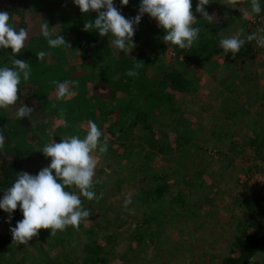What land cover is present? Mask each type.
<instances>
[{"label": "rangeland", "instance_id": "1", "mask_svg": "<svg viewBox=\"0 0 264 264\" xmlns=\"http://www.w3.org/2000/svg\"><path fill=\"white\" fill-rule=\"evenodd\" d=\"M197 3L192 0L197 19L193 27L204 28L195 11ZM205 8L209 15L219 17L221 39L240 29L246 38L264 28L262 19L252 13L250 0H239L235 8L229 0H211ZM147 18L157 24L148 14ZM41 19L32 21L29 30L36 47H29L30 43L20 56L28 58L30 69L45 70L51 76L25 81L20 75V82L34 83L38 93L57 98L56 92L48 95L55 85L54 68L74 65L72 73L88 77L109 58L97 54L81 59L75 45L51 48L41 34ZM59 20L62 17L56 16L50 21V29H56L54 36L60 30ZM40 51L47 53L42 61L37 58ZM240 52L246 55L239 56ZM240 52L235 58L231 53L223 55L219 45L212 48L207 60L180 56L177 67L188 81V90L165 108L156 107L152 100L150 105L143 94L132 90L131 112L119 120L109 118L113 132L99 128L101 143L105 136L109 138L106 153H92L97 160L92 190L100 198L89 201L80 196L81 207L90 210V217L78 229L69 226L55 237L50 236V229H41L27 246L11 241L9 249L0 252V264H84L87 244L98 245L106 254L104 264H221L254 219V207L264 196V48L253 40ZM85 83L81 79L71 84L74 95L68 101L57 100L56 106L68 111L66 105L76 103L75 95L84 97ZM22 97L4 110L7 118L17 121L15 114L23 103L34 109L28 129L38 154L30 159L25 172L36 175L33 169L50 164V158L40 152L46 143L53 139L59 143L72 135L82 139L88 125L84 116L67 120L64 115L61 119V111L43 118V106L28 92ZM146 105L151 110L146 118L151 127L130 128L124 150L117 139L122 132L113 124L120 121L126 127L133 114L144 111ZM86 106L93 104L87 101ZM170 107L178 112L171 113ZM78 113L74 111V115ZM151 138L161 142L164 153L145 156L139 150L147 148ZM74 192L79 195L78 189ZM126 198L132 201L127 210ZM248 264H264V253L255 254Z\"/></svg>", "mask_w": 264, "mask_h": 264}, {"label": "trees", "instance_id": "2", "mask_svg": "<svg viewBox=\"0 0 264 264\" xmlns=\"http://www.w3.org/2000/svg\"><path fill=\"white\" fill-rule=\"evenodd\" d=\"M139 3L140 0H129L128 5L121 6L120 0H114V4L125 18H133L138 14ZM259 3L261 12L258 16L264 22V0H259ZM0 11L10 14L9 25L11 27L17 31L19 28L27 29L28 38L25 41V46L20 50V53L16 54L15 58L26 62L28 66H31L28 58L22 56L23 59H21L20 55L33 40L29 33L32 28L31 22L35 20L37 23L42 16L41 24L46 22L49 27L53 17H62V21L59 20L61 26L58 35L63 36L66 43L72 47L76 46L81 59L97 54L109 58L107 64L93 69L88 77L85 73H72L70 68H73L74 65H61L57 67L58 69L54 68L52 75L56 90L58 84L66 80L70 82V86L81 79H86L87 91L84 97L79 98L80 94H77L75 95L78 97L76 103H67L66 105L69 108L64 112L67 120H75L79 116H84L86 121L92 120L98 128L104 127L110 132H113V129L109 118L115 117L119 120L131 112L129 97L132 90L143 94L149 100L150 105L152 100L159 108H165V105L171 103L174 97L184 95L188 90V81L183 71L177 67V61L178 64L182 62L178 60L179 57L194 56L196 59L207 60L212 48L219 47L221 40L219 17L214 16L212 21L200 17L205 26L200 28L198 39L191 48L181 50L176 45L163 42L162 38L165 35L163 29L158 27L155 22L150 21L145 14L139 25L134 26L133 42L135 47L126 55L112 45L110 36L101 37L94 29L92 31L83 30L85 22L94 21L97 18V13L90 10L89 13L82 14L79 7L74 4V0H0ZM33 42L34 44L31 43L29 47H36L35 39ZM61 47L63 48V46ZM245 55L246 52L239 53V56L244 57ZM12 58L11 49H0V67H13ZM137 64L140 65L139 68H136ZM30 70V76L36 78L51 76L49 72L44 73L45 70ZM129 70H135L138 74L129 76L127 75ZM26 88L29 91H26ZM36 88L37 85L34 83L20 82L18 99L23 98L24 91L30 93L34 102L43 106L41 113L43 118L63 111L56 106L59 99L43 96L42 93L36 91ZM72 92L74 93V91ZM70 97L66 96L64 99L68 101ZM87 101H90L93 106L87 107ZM149 108L150 106L146 105L144 111L137 110L126 127H123L120 121V127L116 122L113 124L114 129L122 132L117 139L124 150L128 148L130 128L150 129L151 125L146 120L151 111ZM170 109L171 113L178 112L174 107H170ZM75 110L79 112L77 115H74ZM11 119L7 118V112L4 109H0V133H3L6 138L4 147L0 149V199L3 198L5 191L12 187L17 173L25 172L30 159L38 154V149L34 145L35 139L28 129L30 123L28 117L17 121ZM148 141L150 143L147 148L143 146L139 149L144 152L145 156L165 152L161 142H155L153 138ZM40 170L42 168H35L31 172L37 175ZM65 190L74 191L75 189L66 188ZM253 214H255L254 219L248 223L243 234L236 241V247L232 248L230 253L222 259L221 264H248L255 254L264 253V196L254 207ZM8 219V213L0 209V252L9 249L12 241L10 228L15 227L17 221L23 219L19 205L13 212L10 223L7 222ZM87 245L84 264H104V261H107L106 254L100 250L98 245Z\"/></svg>", "mask_w": 264, "mask_h": 264}, {"label": "clouds", "instance_id": "3", "mask_svg": "<svg viewBox=\"0 0 264 264\" xmlns=\"http://www.w3.org/2000/svg\"><path fill=\"white\" fill-rule=\"evenodd\" d=\"M210 2L211 0H198L195 8L196 13L207 21H212L214 17L209 15L205 8ZM128 3L129 0H120L121 6H126ZM74 4L79 7L82 14L89 13L90 10L97 13L94 21L85 22L84 31L94 29L101 37L110 36L112 45L126 55L135 47L134 26L139 25L145 14L155 19L158 27L163 29L165 33L163 42L176 45L181 50L191 48L201 31L200 28L193 27L197 19L193 15L192 0H140L138 14L133 18H125L114 4V0H74ZM229 5L235 8L239 5V0H229ZM250 6L252 13L260 14L259 0H250ZM9 19L8 12L0 11V49H11L13 57L11 60L13 67H0V109H8L16 104L20 74H23L25 81L31 75L28 64L15 58L25 46L28 31L25 28H19L17 31L9 25ZM40 28L41 34L47 38L51 48L63 46L70 49L71 45L66 43L63 36H54L55 27L50 29L48 23H44ZM242 36L243 29H240L233 36L221 39L220 48L223 49V55L231 53L235 58L241 48L253 40L256 41L257 46L264 48V28L248 34L246 38ZM46 55L47 53L40 51L37 58L42 61ZM139 66L137 64L136 68ZM137 74L135 70H129L127 73L129 76ZM69 83L66 80L58 84L57 99L74 95L69 90ZM33 111V108L23 103L15 115L17 119H23L29 117ZM59 115L63 119L65 114L61 111ZM87 125V133L82 139L78 135H72L59 143L54 139L46 143L40 152L46 158H50V164L37 175L27 172L17 173L12 187L5 191L3 198L0 199V209L8 213L7 222H11L12 214L18 205L23 216L15 227L10 228L12 244L29 245L41 229H50V236L55 237L58 232L65 231L69 226L78 229L81 221L90 217V210L81 207L80 196L89 201L100 198L92 190L97 167V160L93 158L92 153L95 150L101 154L106 153L109 138L105 136L101 143L102 132L97 124L89 120ZM64 126H68L66 121ZM5 139L4 134L0 133V149L4 147ZM66 188L78 189L79 195L74 191H66ZM131 202L130 198L125 199L126 210Z\"/></svg>", "mask_w": 264, "mask_h": 264}, {"label": "crops", "instance_id": "4", "mask_svg": "<svg viewBox=\"0 0 264 264\" xmlns=\"http://www.w3.org/2000/svg\"><path fill=\"white\" fill-rule=\"evenodd\" d=\"M30 77H33V76H30ZM49 86H50V84H49ZM55 87H56L55 85L53 86V89H52V86L50 87L49 92H48V95H50L53 92L55 93Z\"/></svg>", "mask_w": 264, "mask_h": 264}]
</instances>
